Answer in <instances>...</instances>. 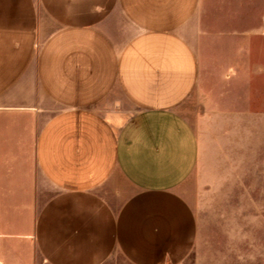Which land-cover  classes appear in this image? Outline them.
Here are the masks:
<instances>
[{
    "label": "crops",
    "instance_id": "1",
    "mask_svg": "<svg viewBox=\"0 0 264 264\" xmlns=\"http://www.w3.org/2000/svg\"><path fill=\"white\" fill-rule=\"evenodd\" d=\"M258 36L264 0H0V264L186 260L205 179L264 153Z\"/></svg>",
    "mask_w": 264,
    "mask_h": 264
},
{
    "label": "rangeland",
    "instance_id": "2",
    "mask_svg": "<svg viewBox=\"0 0 264 264\" xmlns=\"http://www.w3.org/2000/svg\"><path fill=\"white\" fill-rule=\"evenodd\" d=\"M238 42L239 36L231 35L212 37L205 46L201 42L202 73L208 69L217 73L220 63L234 58L233 46ZM253 43L258 46L260 65H264V37L254 38ZM262 134L260 131V145ZM221 174L219 180L205 179L208 185L200 191L196 206V243L180 264H264V153L260 150L257 164L247 162L242 171Z\"/></svg>",
    "mask_w": 264,
    "mask_h": 264
}]
</instances>
